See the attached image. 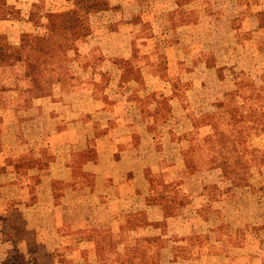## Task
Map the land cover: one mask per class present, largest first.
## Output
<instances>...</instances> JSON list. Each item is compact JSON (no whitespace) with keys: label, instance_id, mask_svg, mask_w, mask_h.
<instances>
[{"label":"crops","instance_id":"0c3cea01","mask_svg":"<svg viewBox=\"0 0 264 264\" xmlns=\"http://www.w3.org/2000/svg\"><path fill=\"white\" fill-rule=\"evenodd\" d=\"M219 2H235L243 11V2L253 1L111 2L92 15L93 31L83 48L89 66L75 63L78 85L64 94L57 84L52 95L36 98L29 108L51 122L28 138L17 122L0 131V213L23 219H0V227L4 236H15L23 258L35 247L41 264H99L92 252L102 234L114 247L115 253L103 255L110 264L117 255L134 264H263L252 254V241L242 252L230 239L234 227L247 223L233 222L241 207L214 199L219 189L227 193V178L210 169L181 171L188 163L187 134L204 112L192 110L203 102L196 93L214 88L215 40L239 38L234 23L240 10ZM222 22L231 26L220 34ZM223 99L212 97L208 109ZM77 175L90 184L73 186ZM57 182L65 184L62 192ZM210 203L216 206L208 210ZM79 232L84 236L66 252L71 234ZM123 234H129L127 242ZM196 237L225 249L204 250ZM8 244L4 240L0 247ZM6 251H0V263Z\"/></svg>","mask_w":264,"mask_h":264},{"label":"rangeland","instance_id":"374dc122","mask_svg":"<svg viewBox=\"0 0 264 264\" xmlns=\"http://www.w3.org/2000/svg\"><path fill=\"white\" fill-rule=\"evenodd\" d=\"M17 1L22 3L36 2V4L32 7L24 6L25 11L29 13V10H31V17H34L32 25L25 28L23 25L11 22L8 17L11 14L18 16V9L12 8V6L7 3L9 0H0V45L4 47L7 57L10 59L8 62L11 63L9 68L0 69V131H3L6 127H12L16 122L18 123V118L16 116H3L5 114L4 108L8 105V101L16 95L13 88L24 82L26 78L25 54L22 50L21 42L22 40L29 39H38L40 42H46L44 33L47 32V29L43 24L47 23L46 16L50 14V12L72 11L73 24L84 26L86 28L88 27L93 31V23L91 21L93 20L92 15L107 9L109 5H111V2H144L145 5L151 4V2H164V0ZM250 1L253 2H243V11L239 9V5H236L235 2H219L230 11L233 10L232 7L235 5L236 9L240 10L236 13L234 27H236L239 34L237 41L239 43L245 41L246 43L242 44L250 46L249 48L252 53L251 64L250 67L244 69L240 67L233 68V66L228 65L229 62L225 63V69L223 68L220 74L223 76L224 80H226L225 84H227L230 89L224 94V99L219 104L213 107V109H208L209 111L204 116L197 119V129L187 134V140L192 146V151L188 150L186 152L185 158H188V163L181 171L184 175L190 172L192 173L195 169L204 172H207V169H210L214 170V174H219V176L224 175L227 178V183L222 184L227 193L225 194L222 189H219V194L214 196V199H223L224 204L230 207L232 205L241 207L239 215L233 219V222L236 224L247 223L245 227L243 225H237V227H234L233 231H231L233 232V237L231 236L230 239L234 238V243L238 246H242V252L245 250V246H247L246 242L250 244V241H252L250 244L252 247L249 248L252 250L253 255L261 258V263H263L264 0L260 3L254 0ZM254 12L257 14L256 18L253 21L247 19L248 15ZM103 14H105V12ZM224 24L225 23L223 22L219 24L220 31L218 30V32L220 34L227 31L223 28ZM94 53L97 54V52ZM209 60L211 62L215 61L216 57L212 56ZM65 66L72 70L76 64L72 61L66 62V60L62 62V60L58 58L56 59V62L51 65L53 69L57 70L66 68ZM160 66L161 69H163L164 65L161 64ZM182 67L185 68V66L181 64V68ZM175 75L176 78H179L178 71ZM59 78H61V76H55L52 80L56 81V79ZM44 90V92H46L48 88ZM161 112L160 113L164 116L165 112ZM200 127H204V129H200ZM174 156V158L177 156L178 158L181 157L178 152H174ZM24 163V167L27 168V160H25ZM213 165H216V167L210 168V166ZM75 178L76 181L73 184L75 187L83 188L90 184L87 176L77 175ZM56 186L59 188L58 190L62 192L65 184L57 182ZM213 206L216 205L210 203L209 206H207L208 210H211ZM217 209L219 210L218 205ZM215 215L216 214H214V216ZM0 219H5L7 224H15L17 222L22 224L23 221L21 215L11 216V219L7 220L1 213ZM228 219L230 220L229 217ZM128 222L125 225L127 226L125 227L126 232H129L128 229L132 226L131 221ZM79 236L83 237L84 234L82 235L80 232L77 234H71L70 240L73 243H69L65 249L66 252L73 251L75 248L73 244ZM123 239L127 242L130 239L129 234H123ZM146 239L141 237L139 242L146 245ZM4 240H7V242L9 241V247L5 248L2 246L0 247V251L6 249L8 256L7 259L0 264H32V262L34 264H41V262H44V260H41L40 262L36 261V256H38L39 253L35 247L31 248V255L28 259L27 257H24V259L23 256L25 255V250L22 251L21 248L17 247V239H15V236L7 233V231L4 236L0 227V242H4ZM195 240L199 241L200 247L204 250L212 251L225 249V247H217L218 249H213V247L208 244L207 237L200 239L199 237H196ZM95 243L96 247L92 253L95 254V256L100 257L99 264H110L109 262L104 261L105 258H103L105 253L108 255L110 252L115 253L113 244L109 246L111 243L110 236L107 235L105 237L104 235L99 234L94 238V244ZM60 254L65 255V252ZM114 260L115 261L112 264L135 263V260L128 259L126 255L120 257L117 255ZM143 264L154 263L153 261H144ZM240 264H244V262L241 261Z\"/></svg>","mask_w":264,"mask_h":264},{"label":"trees","instance_id":"16d2710c","mask_svg":"<svg viewBox=\"0 0 264 264\" xmlns=\"http://www.w3.org/2000/svg\"><path fill=\"white\" fill-rule=\"evenodd\" d=\"M7 3L12 8L18 9V16L11 14L8 16L10 20H14L18 24L26 25L27 27L32 25L34 17H31V10H29V13L26 12L22 2L16 0ZM34 4L36 2H33L30 7ZM72 16V11L50 12L46 16L47 23L43 24L47 29V32L44 33L46 42H40L38 39L22 40L21 42V47L25 54L26 78L24 82L13 88L16 95L8 101V105L4 108L5 114L3 117L16 116L18 118V126L27 138L35 135L40 128L47 126L51 122L50 118L45 114L37 115L29 111L35 99L41 96L52 95L55 92V86L57 84L62 86L64 94H68L79 83L78 76L74 74L76 72L75 67L72 70L66 66V68L60 70L51 67L56 62V59L59 58L62 62L65 60L66 62L72 61L85 68L89 66V60L83 48L89 43L92 30L88 27L73 24ZM230 26V24L226 23L223 28L228 30ZM215 42L218 53L216 55L217 60L213 63L215 70L211 74L214 88L211 92L207 90L201 91L200 93L197 92V95L201 94L200 96H203V102L200 104L196 103L192 109L198 111L204 110L201 117L209 111L208 105L212 97L222 96L230 89L225 84L226 80L220 74L226 66L225 63L229 62L228 65L233 66V68L240 67L244 69L250 67L251 64L252 53L249 48L250 46L239 43L237 40H227L225 37H219ZM8 61L10 59L7 57L4 47L0 45V69L9 68L11 63ZM55 76H61V78L56 79V81L52 80ZM46 88L48 90L44 92ZM208 100L209 102H207ZM190 150L192 151L191 144L189 145ZM215 167L216 165L210 166V168ZM198 170L195 169V171Z\"/></svg>","mask_w":264,"mask_h":264}]
</instances>
